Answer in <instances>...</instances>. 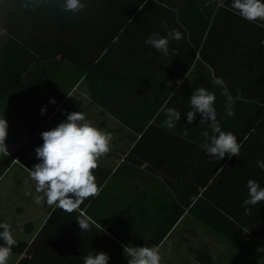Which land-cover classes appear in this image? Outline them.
I'll list each match as a JSON object with an SVG mask.
<instances>
[{"label":"trees","instance_id":"trees-1","mask_svg":"<svg viewBox=\"0 0 264 264\" xmlns=\"http://www.w3.org/2000/svg\"><path fill=\"white\" fill-rule=\"evenodd\" d=\"M26 2L0 0V57L11 56L5 89L16 92L21 88L23 98V103L17 104L21 128L5 142L8 154H0V176L13 160L28 171L40 162L35 156V148L43 144L40 133L48 124L64 120L75 111L69 108L53 113L81 76L92 98L98 100L97 87L104 82L119 85L144 79L163 91L160 102L152 107L153 115L158 111L161 116L164 109L175 108L185 118L171 130L161 126L158 115L136 126L135 131L141 135L115 171L101 164L94 170L99 195L86 199L71 214L54 206L31 242L14 237L17 243L12 252L21 255L15 264H80L85 252L108 254V264H128L120 243L126 244L122 229L133 224V218L120 211L99 223L117 242L92 223L89 230L81 231L76 221L83 217L79 210H89L88 206L105 192L112 173H119L136 155L141 157L136 164L156 158L174 162L182 157L178 151L191 148L192 155L198 156L193 168L168 166L161 170L166 183L151 186L163 192L168 189L167 196L150 200L149 207L158 210L151 220L152 234L143 243L126 245L157 246L185 212L194 222L229 240L244 230L258 238L264 235V201L250 205L247 215L243 206L250 179L264 188V170L257 166V161H264V21L243 19L232 9V0H82L86 7L79 13L62 11V0H45L35 10L25 7ZM162 21H167L169 30L174 28L183 35L179 41H169L167 56L145 43L154 32L167 35ZM115 47L123 55L120 58L128 60L124 66L110 55ZM173 49L177 50L175 54ZM62 61L76 67L77 77L62 93L51 90L46 97L55 103L49 101L43 114L34 116L27 105L22 74L34 63L46 74ZM121 67H145L149 72H125ZM161 70L167 71L173 81L160 79L156 72ZM217 78L223 79L233 97L234 116L225 112L227 98L224 87L215 83ZM201 86L216 96L217 122L222 131L237 137L239 157L226 154L218 160L209 156L203 145L210 141L202 133L208 132L211 137V127L200 125V113L188 123L190 97ZM49 116L46 124L35 123ZM22 132L26 136L14 144ZM0 222L7 220L1 217Z\"/></svg>","mask_w":264,"mask_h":264},{"label":"crops","instance_id":"crops-1","mask_svg":"<svg viewBox=\"0 0 264 264\" xmlns=\"http://www.w3.org/2000/svg\"><path fill=\"white\" fill-rule=\"evenodd\" d=\"M110 55L115 62H119L123 66L128 62L127 59L120 58L123 55L116 47L113 51L110 50ZM8 57L11 58L10 55L5 54L0 57V118H6L9 125L5 142L19 133L21 124L17 113V104L23 103L21 88L16 92L5 89L7 85L5 78L8 79V74L11 73V70L8 69V63L11 60H8ZM61 63V65H55L47 70L46 74H43L39 64L34 63L22 74V78L25 77V82H21V84L24 83L27 105L34 112V116H38L51 101L46 97L51 90L56 94L62 93L77 77L75 66L64 61ZM120 69L125 72L138 71L143 74L149 72L145 67L136 69L121 67ZM156 74L160 79H166L167 82L173 81L167 71L161 70ZM97 92L99 100L92 98L88 83L84 76H81L68 90L53 113L74 108L76 111L83 112L94 126L110 132L112 134L111 151L100 158L99 164L115 171L141 135L135 131V127L155 119L158 115V111L153 115L152 107L160 102L163 91L144 79L141 82L131 79L128 83L119 85L104 82L97 87ZM50 117H41L35 123L46 124ZM157 117L162 121L166 119L165 114ZM184 118L181 114V119ZM65 120L48 124L46 131ZM25 136L26 133H20L14 144L19 143ZM192 153V148L185 149L177 152L182 157L177 158L174 162L156 158L154 161L143 159L138 164L136 162L141 157L136 155L131 158L133 162L128 161L119 173H112L108 178L104 189V191L107 190V193L104 197L101 194L97 201L88 206L89 210H79V213L83 217L90 218V224L92 223L98 230L118 242L99 223L107 220L115 212L123 211L125 216L133 218V224L122 229L126 244L145 242L154 230L151 220L158 213L157 209L149 207L150 200L157 195L159 197L168 195V189L164 192L159 189L152 192L150 187L163 186L166 183L161 170L168 166L183 168L191 165L193 168L198 156L197 154L192 155ZM183 156L186 159H183ZM23 187L26 188L25 192ZM37 196L42 198L41 204L35 203ZM53 207L54 205H47L43 193L36 192L35 181L31 179L29 171L13 160L0 176V218H6L14 237L19 238L21 233H25L27 237L21 239L31 242ZM24 212L33 218L32 221L30 219L19 220L16 214L20 215ZM126 244L120 243L121 246ZM157 246H159L162 255L161 264H264V235L258 238L244 230L238 237L229 240L194 222L188 212L182 215ZM12 255V261L8 264H15L21 256L13 252ZM87 255L88 253L85 252L81 256L80 264H83V259Z\"/></svg>","mask_w":264,"mask_h":264},{"label":"clouds","instance_id":"clouds-1","mask_svg":"<svg viewBox=\"0 0 264 264\" xmlns=\"http://www.w3.org/2000/svg\"><path fill=\"white\" fill-rule=\"evenodd\" d=\"M45 3V0H27L25 7L33 10ZM86 4L82 0H62L59 8L65 12L79 13ZM232 9L249 22L264 21V0H232ZM131 22V19H130ZM167 30L166 36L152 33L145 41L165 56L169 54V41H179L183 35L176 29H168L167 21H162ZM177 50L173 49L175 54ZM183 82V81H179ZM216 84L224 87L223 94L227 100L225 112L234 116L233 97L229 94L222 78H217ZM69 96V95H68ZM216 96L203 86L191 95L189 104L191 111L187 113L188 123L196 119L200 113V125L211 127L214 135L209 137L208 132L202 133L210 142L203 147L209 156L221 160L227 154L229 157H239L241 144L232 132L221 130L217 122V113L214 108ZM53 104L55 100L51 101ZM45 109H42V114ZM166 119L162 127L171 130L181 119V113L175 108L164 109ZM210 121V123H208ZM8 121L0 118V154H8L5 141L8 136ZM43 144L35 148V156L39 163L29 169L30 177L35 181L36 192L43 193L46 203L71 214L79 209L80 205L89 198L99 195L100 188L96 182L94 170L99 167V160L111 151L112 134L98 128L88 120L81 111L67 114L66 120L56 127L40 133ZM257 166L264 170V161H257ZM248 198L243 201L245 214L250 213L249 206H255L264 201V188L254 181L247 182ZM31 195V193H28ZM35 203L41 204L42 198L35 197ZM81 231L90 228V218L80 217L76 220ZM0 264H8L12 255V248L16 245L11 226L7 222H0ZM124 255L128 264H161L162 255L159 246H123ZM110 257L104 252H90L83 259V264H108Z\"/></svg>","mask_w":264,"mask_h":264},{"label":"rangeland","instance_id":"rangeland-1","mask_svg":"<svg viewBox=\"0 0 264 264\" xmlns=\"http://www.w3.org/2000/svg\"><path fill=\"white\" fill-rule=\"evenodd\" d=\"M74 109V108H73ZM75 111H76V109H75ZM145 188H148V187H145ZM23 189H24V192L26 191V188L25 187H23ZM150 190L152 191V192H156V190L155 189H153L152 187H150ZM107 193V190L102 194V197H104V195ZM40 195V194H39ZM17 216H18V218H19V220H21V221H27V219H30L31 221H32V217L31 216H28V213H26V212H24V213H22V214H20V215H18V214H16ZM18 220V221H19ZM33 223H35V222H33ZM38 225V224H37ZM36 225V226H37ZM34 228H35V226H34ZM24 237H27L26 236V234L25 233H21V235L19 236V238L21 239V238H24ZM12 258H13V255H11L10 256V258H9V260H8V263H10L11 261H12Z\"/></svg>","mask_w":264,"mask_h":264}]
</instances>
